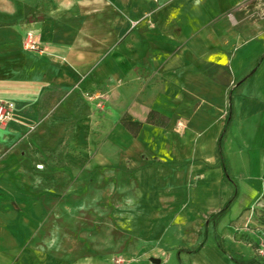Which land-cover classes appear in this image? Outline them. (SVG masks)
<instances>
[{"label": "crops", "instance_id": "1", "mask_svg": "<svg viewBox=\"0 0 264 264\" xmlns=\"http://www.w3.org/2000/svg\"><path fill=\"white\" fill-rule=\"evenodd\" d=\"M57 1L0 24V102L14 105L0 124V264H110L60 251L53 214L74 196L59 201L43 171L59 172V152L68 172L135 177L132 230L160 264H264V0ZM203 235L216 249L199 258Z\"/></svg>", "mask_w": 264, "mask_h": 264}, {"label": "rangeland", "instance_id": "2", "mask_svg": "<svg viewBox=\"0 0 264 264\" xmlns=\"http://www.w3.org/2000/svg\"><path fill=\"white\" fill-rule=\"evenodd\" d=\"M57 2V0H0V24L18 22L19 11L26 7L49 10L55 7ZM55 131L59 141L58 147L62 151L66 147L63 142H65L67 130L63 128ZM62 156V152H59L53 161L59 172L49 173L48 167L43 170L46 174L45 180L49 181L48 184L51 180L59 184V201L63 199L65 201L67 197L71 199V196H74L73 207L68 209L59 207L53 214L59 219L60 251L75 250L77 252L81 248L91 258L103 257L110 264H152V258H161L160 255H155L156 245H149L146 240L140 239L136 231L132 230L133 211L130 208L132 203L129 200L130 195L124 199L122 190L126 187L137 190L135 177L107 176L104 178L105 176H101L99 172H87L85 175L83 172H68L70 165ZM134 194L135 200L140 201L141 194L138 192ZM256 215L258 218L261 217L257 210ZM68 220L74 223L71 224L69 221L67 224ZM260 229L264 231V227ZM173 243L182 245V241L177 239ZM200 243L197 250L205 246V251L199 258H205L204 254H212L216 249L211 242L206 243L205 235L200 237ZM220 244H217L218 247ZM224 245L226 248L227 243L225 242ZM182 257H185L184 254Z\"/></svg>", "mask_w": 264, "mask_h": 264}, {"label": "built area", "instance_id": "3", "mask_svg": "<svg viewBox=\"0 0 264 264\" xmlns=\"http://www.w3.org/2000/svg\"><path fill=\"white\" fill-rule=\"evenodd\" d=\"M24 46L27 50H38L39 49V43L35 40L34 36L31 33L27 34ZM13 111H14V105L12 103L0 102V124L5 125L8 122H10L12 119ZM37 168L39 170H42L43 166H38ZM263 199L264 198L262 197L257 202L256 207H255L257 211L264 209ZM262 232H263V236L261 237V241L258 244L259 247H258L257 252L260 256L264 257V231Z\"/></svg>", "mask_w": 264, "mask_h": 264}, {"label": "trees", "instance_id": "4", "mask_svg": "<svg viewBox=\"0 0 264 264\" xmlns=\"http://www.w3.org/2000/svg\"><path fill=\"white\" fill-rule=\"evenodd\" d=\"M227 131V128H225L221 138H220V141H219V148H218V155H219V159H220V162H221V165L223 166L225 172L227 173V167H226V162H225V157H224V153H223V149H222V141H223V138L225 136V133ZM225 210H223L224 212ZM222 212V213H223ZM259 215H261V217H257L256 220L258 221V224L260 225V227H264V209H261V210H258L257 211ZM258 247H256V250H258ZM238 264H245L244 262H238Z\"/></svg>", "mask_w": 264, "mask_h": 264}, {"label": "water", "instance_id": "5", "mask_svg": "<svg viewBox=\"0 0 264 264\" xmlns=\"http://www.w3.org/2000/svg\"><path fill=\"white\" fill-rule=\"evenodd\" d=\"M151 262H152V264H160L161 263L160 260H158V259H152Z\"/></svg>", "mask_w": 264, "mask_h": 264}]
</instances>
